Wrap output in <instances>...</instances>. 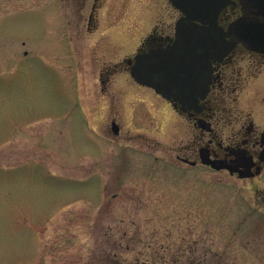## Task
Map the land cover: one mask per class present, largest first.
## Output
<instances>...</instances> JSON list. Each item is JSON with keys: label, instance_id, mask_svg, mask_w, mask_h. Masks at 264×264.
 I'll return each instance as SVG.
<instances>
[{"label": "rangeland", "instance_id": "rangeland-1", "mask_svg": "<svg viewBox=\"0 0 264 264\" xmlns=\"http://www.w3.org/2000/svg\"><path fill=\"white\" fill-rule=\"evenodd\" d=\"M92 1L0 0V264H257L253 189L180 162L187 122L124 68L165 3L102 0L88 29Z\"/></svg>", "mask_w": 264, "mask_h": 264}, {"label": "flooded vegetation", "instance_id": "flooded-vegetation-1", "mask_svg": "<svg viewBox=\"0 0 264 264\" xmlns=\"http://www.w3.org/2000/svg\"><path fill=\"white\" fill-rule=\"evenodd\" d=\"M160 1L165 3L163 9L171 14L172 21L154 23L133 56L122 61L126 63L124 68L129 74L137 64L135 58L156 61L158 57L162 59V56H167L174 48L176 51V47L181 50L180 56L189 50L193 65V61L200 58L199 54L206 53L204 48H196L202 39H219L222 36L224 40H218L221 49L226 48L225 43L234 42L232 49L220 60L210 59L209 64H205L210 72L206 69L202 77L193 71L181 74L179 85L168 86L172 89L167 93L169 99L149 86L141 87L187 122L190 138L187 146L180 148V151H185L177 157L180 162L190 168L201 166L224 172L230 178L247 181L253 189L255 207L258 209L257 264H264V108L263 112H259L245 101L254 87L264 94V52L250 48L264 42L263 32L261 38L252 37L255 32L264 31V0H214L221 8L215 19L213 16H202L203 20L208 21L205 23L194 19L200 15L194 0ZM103 7L102 0L92 1L88 29L92 23L90 21ZM211 20L213 23L210 24ZM237 26L241 38L235 33ZM186 46L190 47L186 50ZM120 65L115 63L98 72L101 91H105L110 77L119 71ZM205 88L203 98L196 96L193 99L191 95ZM262 101L264 103V95ZM113 123L118 127V134L120 127L114 118L110 120L111 131ZM201 158L221 162L228 168L216 171L202 164ZM241 174L246 177L240 178Z\"/></svg>", "mask_w": 264, "mask_h": 264}, {"label": "water", "instance_id": "water-1", "mask_svg": "<svg viewBox=\"0 0 264 264\" xmlns=\"http://www.w3.org/2000/svg\"><path fill=\"white\" fill-rule=\"evenodd\" d=\"M194 3L196 4V10L198 14H200L194 19L200 20L204 23L208 21L203 20L202 16H213V19H215L218 13L217 11L221 8V5L215 3L214 0H194ZM186 20L183 21L185 22ZM211 23H213V20L210 21V24ZM238 27L239 26H237L236 30L234 27H232L231 29L233 31L235 30L236 35L241 38V35L239 34L240 29H238ZM262 32L264 33V31L255 32L252 37L261 38L263 37L261 35ZM218 40L222 41L224 40V38L220 36L219 39L217 37L202 39L199 43H197L198 46L196 48H204L206 53L203 55L199 54L200 58L193 61V65L191 62V54H189L190 52L189 50H187L190 46H186L187 51L184 52L183 56L179 55V51L181 50H178V48L176 47V51L174 48L168 53L167 56H162V59L158 57L156 61L154 59L146 60L145 58H135L137 64L135 68L130 71V74L137 83L143 86H149L153 88L156 93L169 99L167 93L168 91H172V89L168 86L173 87L175 85H179L181 74H189L193 71L195 75H200V77H202L208 70L205 64H209L210 59L220 60L228 52V50L232 49V47L234 46V42L225 43L226 48L221 49V45L219 44ZM250 48L254 51L264 52V42L258 45H252ZM205 90L206 88L203 91H200L199 93L193 94L191 96L194 97L193 99H196V96L203 98V96H205ZM180 94L181 93H176V95ZM174 97L176 96L174 95ZM117 130L118 127L115 125V123H113V133L117 134ZM201 162L202 164L211 166L215 170L228 168L225 167L223 163L218 161H211L201 158ZM230 172L232 173L233 171L230 170ZM240 177L246 176L241 174Z\"/></svg>", "mask_w": 264, "mask_h": 264}]
</instances>
